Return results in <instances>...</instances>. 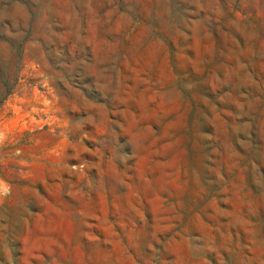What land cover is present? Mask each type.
Listing matches in <instances>:
<instances>
[{"label":"rangeland","instance_id":"rangeland-1","mask_svg":"<svg viewBox=\"0 0 264 264\" xmlns=\"http://www.w3.org/2000/svg\"><path fill=\"white\" fill-rule=\"evenodd\" d=\"M0 264H264V0H0Z\"/></svg>","mask_w":264,"mask_h":264}]
</instances>
